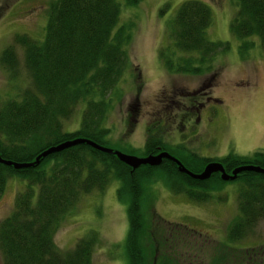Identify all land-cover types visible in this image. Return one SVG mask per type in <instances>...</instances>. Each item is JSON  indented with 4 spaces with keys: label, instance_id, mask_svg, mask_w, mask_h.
Here are the masks:
<instances>
[{
    "label": "trees",
    "instance_id": "16d2710c",
    "mask_svg": "<svg viewBox=\"0 0 264 264\" xmlns=\"http://www.w3.org/2000/svg\"><path fill=\"white\" fill-rule=\"evenodd\" d=\"M116 1L51 0L41 39L24 35L15 38L23 50L30 85L18 96L0 101L1 159L31 162L46 147L74 137L105 143L107 129L101 125L109 96L116 91L128 66L126 52L131 41L130 26L117 24L120 4ZM123 3L135 5L139 0ZM234 8L227 29L232 38L240 41L239 52L248 50L243 44L248 37L257 39L264 48V0H235ZM174 11L171 20L166 21L170 45L157 51L159 64L172 75L210 72L211 58L228 47L227 42L206 39L210 9L200 0H183ZM13 57L7 48L2 50L0 60L8 68L15 65ZM79 103L84 105L79 127L72 132L60 131L62 120L71 117ZM143 148L142 155L168 149L154 134L148 136ZM182 156L178 158L181 164L197 174L209 162L193 153ZM195 162L200 168L190 169L189 164ZM220 162L227 173L241 165L262 170L264 151H253L251 157L241 158L227 154ZM210 176L199 182L177 172L174 163L166 159L156 167L139 165L131 171L113 154L82 143L40 158L33 167L15 169L0 164V194L10 178L23 185L14 195L10 213L0 221L2 264H89L93 234L79 239L69 251L57 249L52 234L83 195L102 192L111 179L119 182L117 201L126 203V264H181L176 257L183 254L184 264H264L262 250L241 253L218 245L220 255L205 257L203 246L192 248L185 240L186 246L177 243L180 247L175 250L170 236L164 231L159 235L141 209L143 188L149 186L150 179L160 177L169 192L201 203L210 200L209 192L223 182L216 173ZM237 178L242 184L236 193L239 213L225 235L232 242L244 237L254 222L264 220V173L242 171ZM188 249L193 252L190 255L194 262L188 260Z\"/></svg>",
    "mask_w": 264,
    "mask_h": 264
},
{
    "label": "rangeland",
    "instance_id": "374dc122",
    "mask_svg": "<svg viewBox=\"0 0 264 264\" xmlns=\"http://www.w3.org/2000/svg\"><path fill=\"white\" fill-rule=\"evenodd\" d=\"M50 1L0 0V58L2 50L10 48L15 61L14 66L7 68L0 60V101L18 96L30 85L22 60L23 50L15 38L24 35L36 41L41 39ZM181 1L139 0L129 6L123 0L116 1L120 4L117 24L130 26L131 41L126 52L128 66L116 84V91L109 96L101 125L107 129L103 147L141 156L148 136L154 134L168 148L167 152L159 151H165L167 155L175 157L179 154L183 158L185 154L193 153L207 159L208 163L220 165V159L227 154L241 158L251 157L253 151H264V48L257 39L248 37L245 38L248 42L243 40L248 50L239 52L240 41L232 38L227 29L235 10V0H200L211 11V23L205 29L206 39L227 42L228 47L215 53L210 60L212 70L205 74L172 75L165 72L158 62L157 51L170 45L166 40V21L171 20ZM198 87L195 92L197 102H203L207 97L211 99L194 124V112L188 114L191 118L188 122L194 125L193 128L164 125L170 120V112L177 117L180 111L187 112L190 105L178 101H183L188 91ZM83 106L79 103L72 116L62 120L60 131L72 132L79 127ZM180 156L175 158L179 161ZM189 168L197 170L200 167L195 162L190 163ZM162 181L160 177L149 180V186L143 188L145 199L141 209L159 235L164 231L170 236L175 250L180 247L177 243L185 245V240L192 248L203 246L205 257L220 255L222 251L216 247L218 245H227L241 253L264 251L262 219L254 222L248 233L234 242L225 237L228 225L239 213L236 205V193L242 187L239 178L222 180L217 189L209 192L211 199L201 203L189 200L183 194L169 192ZM4 186L0 194V221L10 213L14 195L23 188L16 178H10ZM118 186V180L111 179L102 192L83 195L52 234L54 246L69 251L79 239L93 234L95 241L89 264H126L123 253L126 203L116 199ZM188 250V260L194 262L190 255L193 252ZM184 257L183 254L176 259L184 264Z\"/></svg>",
    "mask_w": 264,
    "mask_h": 264
},
{
    "label": "water",
    "instance_id": "95a60500",
    "mask_svg": "<svg viewBox=\"0 0 264 264\" xmlns=\"http://www.w3.org/2000/svg\"><path fill=\"white\" fill-rule=\"evenodd\" d=\"M86 144L90 146L93 150H98L105 153H110L113 154L115 159H118L120 162H122L126 167H128L131 171L136 168L139 165H145V166H158V164L161 163L163 159H166L167 161H171L174 163V166L177 169V172L184 173L187 177L198 180L199 182L205 179H209L211 174L217 173L219 175V179L226 181H232L235 177H237V173H241V171H249V172H258L260 174L264 173V169H260L257 166H250V165H241L240 167L237 166L231 170V172L226 173L222 165L218 164V162H210V163H205L203 165L202 170L200 173H193L191 171H188L185 166H183L181 161L177 160L175 157L171 155H167L165 151H159L157 154H147V155H141L134 157V155L130 154H124V152H121L119 150L114 151V149H110L107 147H103V145L96 143L93 140L89 139H81L78 137H74L73 139H69L66 141H63L62 143H57L53 146H48L45 149H43L41 152H38V154L34 157L33 161H28V162H14L6 159H1L0 158V164L2 165H10V167L18 169V168H23V167H33V165L37 164L38 160L43 157L53 154V152H57L59 150H64V148L74 146L77 144Z\"/></svg>",
    "mask_w": 264,
    "mask_h": 264
},
{
    "label": "flooded vegetation",
    "instance_id": "af4514ba",
    "mask_svg": "<svg viewBox=\"0 0 264 264\" xmlns=\"http://www.w3.org/2000/svg\"><path fill=\"white\" fill-rule=\"evenodd\" d=\"M198 90H199V87L196 88L195 91H188L187 92L188 95L186 96V98L183 101H181V100L178 101L179 103H183V104H186L187 103V104L190 105L189 108H188V110H187V112L180 111L179 112V114H180L179 117L171 114V112H170V115L168 117L170 120H167L166 123L165 124L163 123V124L164 125H169V126L174 125L175 127L179 126L181 129H184V128L186 129L187 127L193 128L194 125H190V123L188 122L191 119V118H189V115L188 114L194 112V114H195V117H194L195 121L192 123V124H194L195 122L198 121L199 114L201 113V111H204V110L207 109V106H208L207 101L211 99V98H208L207 97L205 99V101H203V102H197L196 101V95H195L196 93L195 92L196 91L198 92ZM184 97H185V95H184ZM177 112L178 111H176V113ZM171 127H173V126H171Z\"/></svg>",
    "mask_w": 264,
    "mask_h": 264
}]
</instances>
